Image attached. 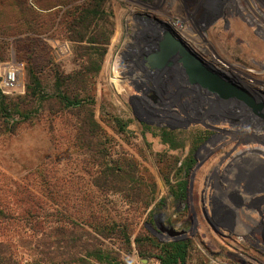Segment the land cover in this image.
<instances>
[{
  "label": "rangeland",
  "instance_id": "rangeland-1",
  "mask_svg": "<svg viewBox=\"0 0 264 264\" xmlns=\"http://www.w3.org/2000/svg\"><path fill=\"white\" fill-rule=\"evenodd\" d=\"M31 3L0 0V75L19 70L12 91L0 87V257L10 254L18 264H161V246L183 242V264H264L258 228L191 227L187 171L201 142L222 141L219 128L231 139L230 132L254 130L243 136L254 143L239 145L235 159L245 169L249 162L264 164V128L248 121L247 112L237 123L226 111L218 116L214 95L182 82L170 85L164 101L181 87L188 111L139 109L133 98L151 102L137 79L141 54L126 70L135 81L111 72L131 25L142 34L146 54L172 31L210 68L264 101V58L252 54L250 36L264 44V0H104L103 14L86 30L66 23L88 0ZM17 6L39 15L41 34L23 30L35 23L23 22ZM100 34L109 37L105 47L88 43ZM59 94L83 100L82 107L65 106ZM204 182L198 175L196 189ZM254 189V199L264 196V181ZM239 209L242 217L252 213L257 220L260 211L264 219V205ZM32 225L41 230L32 232ZM59 229L64 239L58 243ZM89 251L102 252L104 261Z\"/></svg>",
  "mask_w": 264,
  "mask_h": 264
},
{
  "label": "flooded vegetation",
  "instance_id": "flooded-vegetation-1",
  "mask_svg": "<svg viewBox=\"0 0 264 264\" xmlns=\"http://www.w3.org/2000/svg\"><path fill=\"white\" fill-rule=\"evenodd\" d=\"M168 74V78L162 80H160L158 76V90L153 93H148L145 96L146 99L151 100V102L149 101L148 104H146L144 102V97L133 98V100L136 101V104H138L139 109L142 107L143 111L151 115H155L158 110H165V112L168 114L170 113V115L173 113L172 111L181 110L186 112L189 110L190 105L183 104L181 101L184 94H180L179 97V93L181 92L178 93V91H181V87H179L177 89L178 91L174 94V98L177 100L172 99L171 102L175 100L172 103L164 101L165 96L170 95V85L183 82L180 77H178L175 70H169ZM229 83L237 90L244 92L249 99V102L238 98L237 95L232 99H228L230 101L216 99V114L220 116V113L226 111L227 114L232 116V123H237L239 122L238 117L240 116V112H247L244 117L247 118L248 121L257 123L264 128V101L259 97L253 96L235 82L229 80ZM143 106L145 107L144 109ZM149 107L154 110L153 113L149 111L150 109H147ZM250 132L254 133V130ZM251 133L248 134L247 132L246 134V132L243 133L242 131L236 130L234 133L230 132V134H233L231 139L230 136H228L229 132L226 129L219 128L217 135H219L220 140H222L218 143L219 145H214L213 143H216V141L211 143L210 139L207 138L208 140H204L205 143L201 142L194 151L192 158L190 159L191 164L187 168L191 179V182L189 183L191 189L189 222L193 229L196 230L198 226L204 224L214 230L216 227H221L231 231L236 225L242 223L243 227L254 226L258 228L261 234L260 239L264 242V219L261 218L260 211L257 220H254L251 216L252 213H248V216L243 217L242 214L239 213L242 212V209H239L241 206L244 208L243 211L246 212V210L251 211L259 205H264V196L255 199L253 198V192L256 190L254 189L255 185L264 181V164L258 162V165L255 166V162H249L247 166L248 168L246 167L247 169H245V164L241 166V163L237 162L235 159V155H237L236 149L239 145L250 142L254 143V140H243L244 134L252 136ZM206 144H208V146L210 145L211 148L207 149ZM212 147H217V150H213ZM200 149L205 150L204 154L206 157L204 156L203 159H200L202 157L198 153ZM211 160H214V162L212 161L213 166L205 169V165L209 164ZM198 175L202 176V181H205L203 184L204 187L199 190L195 187ZM199 179L200 178H198V181ZM242 180L243 183L241 182ZM240 192L242 194H247L248 198L243 200ZM238 209L240 211H238ZM191 231L192 230H190V233ZM180 239L184 241L187 238L184 237ZM262 242L261 244H264Z\"/></svg>",
  "mask_w": 264,
  "mask_h": 264
},
{
  "label": "water",
  "instance_id": "water-1",
  "mask_svg": "<svg viewBox=\"0 0 264 264\" xmlns=\"http://www.w3.org/2000/svg\"><path fill=\"white\" fill-rule=\"evenodd\" d=\"M169 33L149 54L140 59L141 68L137 79L145 84L147 90L151 93L157 91L158 76L160 80L168 78V71L175 70L182 83L188 84L195 91L210 93L224 101H230L228 99L237 95L249 102L244 92L231 86L226 77L210 68L172 31Z\"/></svg>",
  "mask_w": 264,
  "mask_h": 264
},
{
  "label": "trees",
  "instance_id": "trees-1",
  "mask_svg": "<svg viewBox=\"0 0 264 264\" xmlns=\"http://www.w3.org/2000/svg\"><path fill=\"white\" fill-rule=\"evenodd\" d=\"M67 1V0H66ZM81 1V0H79ZM104 2V0H88V3H84L85 6H83V3L81 4V8H76L72 11V16L69 17L70 22L68 21L66 24L68 26H73L74 28H81L83 30H86L87 28H89L90 26L94 25L95 23V19L96 16H101L103 14V10H102V3ZM61 6V4H54L52 6V8L54 7H59ZM19 6H17V10ZM51 8V7H49ZM41 9V8H40ZM21 10V11H20ZM20 13H22V16L24 17L23 22H26L27 19H32L33 23H35V27L33 26V29L30 28L29 25H27L26 29H23L25 32L27 31H31L34 34H41L42 31L39 29L40 25L39 23H37V18H38V14H34L33 11H30L28 8H20ZM43 10V9H41ZM31 13V14H29ZM36 15V16H35ZM71 15V14H70ZM31 25V24H30ZM100 38H96L93 39L92 41L88 42L89 44H97L100 46L105 47L108 44L109 41V37H104L102 34L99 35ZM80 41L78 42H83L82 41V37L79 38ZM98 39V40H97ZM100 41V42H98ZM105 53V48H103L98 56L103 57ZM100 68L99 63L97 64V66L95 67V71H98ZM31 78V81L34 85L38 86L39 85V81L37 79V77L33 74V72H29L28 74ZM59 97L61 99V101H63V104L65 106L68 107H82V101L81 99H77L75 98V100H71L68 97H66L65 95H61L59 94ZM31 211L28 212V216L30 218H38V220L40 219L38 217V214L32 212L30 214ZM29 225V224H27ZM30 230L35 233H38L41 228H37V226L32 225L29 226ZM98 231V230H96ZM59 233H57V237H56V241L59 243L61 240L64 239V235H61L62 230L59 229L58 231ZM45 241V240H44ZM45 242L41 241V245L43 246ZM102 252H87L86 255L88 257H92L98 261H104V259L102 258L101 254ZM157 260L160 261L161 264H183L184 260H185V243L183 242H173V243H169L166 245H162L160 248V255L157 256ZM0 264H18V262H16L12 255H2V257H0ZM38 264V263H37Z\"/></svg>",
  "mask_w": 264,
  "mask_h": 264
},
{
  "label": "built area",
  "instance_id": "built-area-1",
  "mask_svg": "<svg viewBox=\"0 0 264 264\" xmlns=\"http://www.w3.org/2000/svg\"><path fill=\"white\" fill-rule=\"evenodd\" d=\"M34 0H30L31 6L34 7V5L31 3ZM132 29H129V32L125 34L124 42H123V47L118 50L117 55H118V60L116 61V64L113 65L112 67V74L113 76L117 77V79H126L130 80L128 74L126 73L127 68L132 71V60L136 62V56H141L147 55L146 53L148 52L147 47L145 46L144 49L140 46V37L142 34L138 30L133 29V26L131 25ZM150 50V49H149ZM141 52V53H140ZM19 70H10V71H5L1 73L0 78V87L3 89V91L7 94V92L12 91L18 83V77H19ZM134 79L136 78L134 75L132 76ZM130 80L131 82L135 80ZM137 90V89H136ZM146 93H151L150 90H145ZM144 91H140V94L143 93ZM139 93V92H138ZM143 95V94H141ZM136 98H140V96H137ZM183 104H188L186 101H182ZM176 114L177 112L174 111Z\"/></svg>",
  "mask_w": 264,
  "mask_h": 264
},
{
  "label": "bare ground",
  "instance_id": "bare-ground-1",
  "mask_svg": "<svg viewBox=\"0 0 264 264\" xmlns=\"http://www.w3.org/2000/svg\"><path fill=\"white\" fill-rule=\"evenodd\" d=\"M259 5V4H258ZM256 7V6H255ZM261 11V10H260ZM249 15V14H248ZM252 18V17H251ZM252 20V19H251ZM261 20V19H260ZM240 24V23H239ZM242 24V23H241ZM244 29V30H243ZM242 31H244V33H250L251 34V30L248 29L246 26L242 25ZM261 31V30H260ZM251 36V41L253 42V47H254V50L253 51V55L255 56H258V57H261V58H264V56H262V50H264V44H262V42H257L258 40L254 39V37ZM246 48H243V49H240V50H244ZM236 66V65H235ZM251 72V71H250ZM264 90V89H262ZM241 227V226H240Z\"/></svg>",
  "mask_w": 264,
  "mask_h": 264
}]
</instances>
